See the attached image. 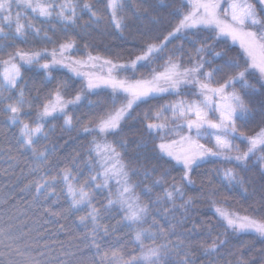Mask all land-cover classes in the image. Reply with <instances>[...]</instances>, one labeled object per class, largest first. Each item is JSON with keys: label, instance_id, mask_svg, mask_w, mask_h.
<instances>
[{"label": "snow or ice", "instance_id": "6c2138e0", "mask_svg": "<svg viewBox=\"0 0 264 264\" xmlns=\"http://www.w3.org/2000/svg\"><path fill=\"white\" fill-rule=\"evenodd\" d=\"M96 2L101 3L102 0ZM128 2L135 6L132 14L137 16L141 11L140 4L137 0ZM258 4L264 6V0H258ZM181 7L184 11L178 9L173 14L178 23L164 40L160 43H143L135 52L127 53L129 57H134L127 62H117L122 59L119 56L113 59L93 54L90 50L92 45L87 41L84 42V51H80L79 37L75 35L65 38L51 50L25 51L17 47L15 51L7 53V58H0V105H4L0 112L9 123L19 126L17 142L21 149L31 151L35 164L31 169L34 179L25 184L21 191L31 195L33 204L43 216L53 218L58 224L61 220L87 210L73 226L78 223L89 228L91 225L90 230L72 245L75 251L62 252L54 260L47 261L23 252L10 242L11 236H6L4 230H0V238H3L0 239V245L7 249L0 251V264H87L82 254L88 248L96 249V259L91 264H96L97 259L99 264H167V258L173 253L183 256L178 264H194L188 259L191 247L185 245L184 238L178 237L179 243L171 239L175 235L172 230L175 225L158 226V216H153L149 228L143 227L147 223L149 208L140 204V197L135 195L138 185L130 182L136 172L129 170L128 165L122 162L121 152L117 151L118 147L126 145L115 140L107 141V136L120 132L123 122L141 104L165 100L167 96L182 97L149 109L144 113V120L148 121L145 124L147 134L159 140L158 143L154 141L153 151L181 166V179L189 185L193 183L190 173L194 166L209 157L235 161L239 166L246 164L259 151L262 154L257 159L264 170V126L259 127L254 134L247 135L236 124L238 118L250 111L244 98L245 90L254 89L256 84L264 87V7L258 8L256 0H184ZM126 10H129L126 8V0H107L103 11L90 0H84L82 5L80 0H0V37L12 41L16 38L26 40L30 33L40 36L43 32L45 41L53 42L48 31L54 32V27H38L37 21L49 25L59 22L66 31L69 27H79L78 21L85 13L89 16L85 28L91 24H100L110 14L109 26L122 31L127 17L120 13ZM142 11L147 12L148 9ZM10 32L14 35L9 36ZM198 34H202L203 39L200 40L201 47L194 50L195 56H187L185 59L182 46L171 51L168 56L163 55L172 39L186 40ZM218 43L224 45L223 52H215L212 60L206 59L215 51ZM230 45H238L240 51L236 56L224 61L222 66L211 67L216 57L223 59L232 50ZM3 47H0V52ZM178 52L180 55H177ZM34 65H39L45 74H50L53 69H61L66 70L68 75L58 82L51 93L43 97V102L38 105L36 119L28 123L22 119V113L26 107L32 109L37 105L26 97L27 86L20 87L19 82L23 79L22 69ZM138 67L151 68V71L147 76L137 77ZM206 68L209 70L206 71ZM233 70H236L235 74H232ZM253 74H256L255 81L250 82L249 77ZM218 75L220 79L216 78ZM47 78L51 79L50 76ZM73 78L79 82L80 87L73 98L66 99L68 81ZM237 83L241 91L235 90L234 85ZM101 90L110 97V107L106 106L96 114L92 121L95 127L87 124L84 126L85 133L95 132L103 138L94 139L87 153L90 158L95 153L93 165H98L99 170L80 183L81 177L73 175L75 169L72 165L77 163L73 158L68 166L52 174L51 169L44 168L48 164V149L40 150L36 147L40 136L47 138L44 132L46 121L59 115L63 116L64 124L71 127L74 117L69 115V108L80 104L86 95H99ZM206 137L214 141L213 147L200 143ZM237 139L246 144L245 151L242 152L235 143ZM9 158L16 159L13 156ZM147 176L145 173V178ZM223 178L230 184L239 183L243 186L244 183L237 179L232 168L224 170ZM113 182L117 186L115 199L110 197L107 205H101L100 208L94 206L93 191L110 188ZM155 183L159 185L160 180ZM146 191L150 192L151 188ZM208 195L216 196L217 193L212 191ZM61 196L65 198L66 207L60 204ZM177 197L183 199V191L181 187L174 186L171 190L165 189L156 203L175 204ZM190 204L191 200L184 201L181 207L187 211ZM116 205L124 213L123 221L137 229L134 239L139 245L138 254H126L119 248H101L97 237L101 232L109 234V227L101 221V211ZM213 205L224 235L229 232L238 235L252 233L264 240V212L249 213L245 210V214H240L229 211L226 205H217L215 201ZM170 211L165 209V219ZM73 226L60 224L61 229H68L69 233ZM153 229H158V232ZM5 239L9 242L5 243ZM145 239H151L154 243L158 239L164 242L148 247L144 243ZM226 242L218 235L205 249V255L217 252ZM39 255L45 254L41 252ZM13 256L23 259H13ZM236 264L250 262L241 256L237 258Z\"/></svg>", "mask_w": 264, "mask_h": 264}, {"label": "trees", "instance_id": "16d2710c", "mask_svg": "<svg viewBox=\"0 0 264 264\" xmlns=\"http://www.w3.org/2000/svg\"><path fill=\"white\" fill-rule=\"evenodd\" d=\"M83 2L84 0H80L81 5ZM90 2L103 11L107 0H102L101 3H97L96 0H90ZM137 2L140 4L141 11L137 16H133L132 11L135 10V6L126 0V8L129 10L120 13L127 17L126 26L122 31H117L114 26H109L110 14L109 18L103 19L100 24H91L85 28V23L89 19L88 14L85 13L78 21L79 27H69L66 31L59 22L49 25L40 24L37 21L38 27L44 29L54 27V32L48 31L53 42L45 41L43 32L40 36L30 33L26 40L16 38L12 41L0 37V47L7 44L12 45V47H3L0 58H7V53L15 51L17 47L25 51L51 50L65 38L75 35L79 37L78 48L80 51H84V42L87 41L92 45L90 50L93 54L113 59L119 56L122 59L117 62H127L134 58L129 57L127 53L135 52L143 43L162 42L172 27L178 23V19L173 14L178 9L184 11L181 7L184 0H137ZM257 7L261 6L257 4ZM144 8H147L148 11L143 12ZM13 35L14 33H9V36ZM202 39V34L189 36L186 40L174 38L168 43L163 55L168 56L171 51L180 49L182 46L185 59L187 56H195L194 50L201 47L200 40ZM230 47L232 50L223 59L216 57L215 63L211 64V67L222 66L224 61L234 58L240 51L236 46L230 45ZM223 50L224 45L218 43L215 46V51L206 59L212 60L215 52H223ZM177 55L180 53L178 52ZM76 56L79 58V52ZM43 62L41 61V63ZM157 66L153 65V67ZM150 71L151 68L138 67L136 76H147ZM235 71L233 70L232 74H235ZM67 75L66 70L61 69H53L50 74H45L39 65L22 69L23 79L19 82L20 87L27 86L26 97L32 100L34 105H37L32 109L25 108L22 113V119L25 122L32 123L36 119L38 105L43 102V97L51 93L57 87L58 82L64 80ZM220 75L216 78L220 79ZM255 75L249 77L250 82L255 81ZM48 76L51 79H48ZM67 87L65 98L71 99L75 96L80 84L73 78L68 81ZM234 88L241 91L239 83L235 84ZM245 91L244 98L250 111L238 118L236 124L240 131L252 135L259 127L264 126V87L256 84L254 89ZM181 98L167 96L165 100H153L148 104H141L131 113V117L123 122L118 134L107 136L108 142L115 140L126 145L118 147L117 151L121 152L122 162L128 165L129 170L136 172L130 182L138 185L135 195L140 197V204L149 208L147 223L143 227L149 228L153 222V216H158V226L175 225V228L172 229L175 235L171 239L174 243H179L178 237L184 238L185 245L191 247L188 259L194 264H236L237 258L241 256L250 264H264V240L253 234L238 235L229 232L224 235L221 222L213 210V201H215L217 205H226L229 211H237L240 214H245V210H248L249 213L264 212V170L257 159L262 153L258 151L246 164L239 166L235 161L227 162L213 157L194 167L190 173L193 183L189 185L181 179L183 169L153 151L154 141L158 143L159 140L147 134L145 124L148 121L144 120V113L149 109H155L159 104ZM106 106L110 107V97L105 91H102L99 95H86L80 104L69 108V115L74 117L71 127L66 126L63 116L59 115L46 121L44 132L47 138L40 136L36 145L40 150L47 148L49 151L48 164L44 166L45 169H51L52 174H55L56 171L68 166L75 158L77 163L72 165L75 169L73 175L81 177L80 183L96 174L99 169L98 165H93L95 155L93 153L90 158L87 153L94 139L103 138L95 132L85 133L84 126L87 124L89 127H95L92 121L95 120L96 114ZM3 107L4 105H0V109ZM18 137L19 126L9 123L7 117L0 112V230H4L6 236H11L10 242L23 252L36 256L41 261L54 260L62 252L75 251L72 245L76 244L90 230L91 225L89 228L78 223L73 226L79 216L85 215L87 210L60 221V224L73 226L71 233L68 229H61L60 224L56 223L53 218L45 217L42 212L37 210L31 195L21 191L25 184L34 179L31 169L35 167V164L31 151L20 148L17 142ZM202 143L207 147H212L209 141H202ZM235 143L242 152L246 150L247 146L244 142L237 139ZM9 156L16 157V159H10ZM228 168H232L236 172L237 179L244 182L243 186L239 183L230 184L224 180L223 173ZM145 173L148 174L147 178H145ZM157 180H160L159 185L155 183ZM174 186L181 187L183 199L177 197L175 204H157L156 201L163 195L164 190H171ZM148 188H151L150 192L146 191ZM212 191H215L217 195L209 196L208 193ZM111 194L112 191L109 192L107 188L93 191L94 206L100 208L101 205H107ZM188 200H191V204L185 211L181 205ZM60 204L67 206L63 196L60 197ZM165 209L172 210L167 213V219H165ZM123 214L116 206L102 209L101 221L109 227V234L104 235L101 232L97 239L102 249L119 248L126 254L134 252L138 254L139 245L134 239L137 229L123 221ZM209 226H211L210 229ZM153 230L158 232V229ZM209 230H211V235H209ZM218 235L220 239L227 242L219 247L217 252L205 255V249ZM8 242L5 239V243ZM162 242L164 241L160 239L155 243L151 239L144 240L148 247H155ZM81 248H83V244H81ZM0 251H7V249L0 245ZM41 252L45 255L40 256ZM95 253V248L84 250L82 255L87 264H91L92 260L96 259ZM12 258L23 259L16 256ZM182 259L183 256L173 253L167 258V264H178V261ZM96 264H99L98 259Z\"/></svg>", "mask_w": 264, "mask_h": 264}, {"label": "rangeland", "instance_id": "374dc122", "mask_svg": "<svg viewBox=\"0 0 264 264\" xmlns=\"http://www.w3.org/2000/svg\"><path fill=\"white\" fill-rule=\"evenodd\" d=\"M256 3L258 4V0H256ZM261 7H264V6H261ZM173 40V39H172ZM233 46H236L237 48H239L238 47V45H233ZM102 91H104V90H101L100 92H102ZM49 119H51V118H49ZM48 119V120H49ZM47 120V121H48ZM202 141H209L211 144H212V147H213V145H214V141H212L210 138H208V137H206V138H204V139H201L200 140V143H202ZM94 155H95V153H94ZM165 158H167V157H165ZM211 158H213V157H209V158H207V159H205V160H203V161H201L199 164H201V163H203V162H206L207 160H209V159H211ZM168 159V158H167ZM173 162V161H172ZM175 163V162H174ZM198 164V165H199ZM178 166V165H177ZM181 169H182V167L181 166H179ZM195 167V166H194ZM116 184L113 182L111 185H110V188H107L108 189V191L109 192H111L112 191V196H111V198H113V199H115V195H114V193H115V191H116ZM110 189V190H109ZM116 207H118L119 208V205H116ZM120 209V208H119ZM124 215V214H123ZM243 234H252V233H243ZM254 235V234H253ZM258 237V236H257Z\"/></svg>", "mask_w": 264, "mask_h": 264}]
</instances>
